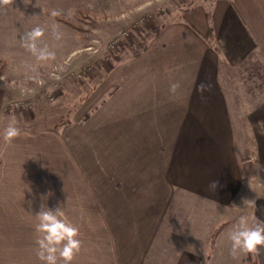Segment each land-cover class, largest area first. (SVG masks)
<instances>
[{
    "label": "crops",
    "instance_id": "0c3cea01",
    "mask_svg": "<svg viewBox=\"0 0 264 264\" xmlns=\"http://www.w3.org/2000/svg\"><path fill=\"white\" fill-rule=\"evenodd\" d=\"M75 7L76 0H13L0 6V39H21L40 26L42 39L62 40L64 23L49 13L62 16ZM207 12L203 5L189 9L108 76L100 94L115 88L110 117L143 120L140 127L76 128L74 118L62 130H21L4 142L0 264H41L35 215L42 203L61 206L63 218L79 229L82 246L71 264L235 261L224 243L231 248L228 233L245 216L236 202L245 177L231 105L244 115L252 163L264 180V95H258L264 87V0H214ZM173 83L180 85L174 93ZM214 180L216 191L209 188ZM178 187L200 207L188 209L182 201L183 212L170 214ZM261 189L263 195L249 189L250 225L264 222ZM227 221L212 249L213 231ZM256 256L264 264V248Z\"/></svg>",
    "mask_w": 264,
    "mask_h": 264
},
{
    "label": "rangeland",
    "instance_id": "374dc122",
    "mask_svg": "<svg viewBox=\"0 0 264 264\" xmlns=\"http://www.w3.org/2000/svg\"><path fill=\"white\" fill-rule=\"evenodd\" d=\"M142 1L76 0L74 9H65L61 14L81 28L75 30L64 24L61 25L65 29V32L62 30L64 39L39 41L40 47L46 46L54 53L52 58L42 62L22 46L21 39H0V148L4 144L3 130L12 123L20 130L32 132L43 128L62 130L71 125L74 118L76 128L86 129L94 126L107 130L125 126L136 129L143 124V120L135 118L110 117L108 102L115 88L100 94L108 76L120 64L136 58L132 57L135 50L143 49L141 55L165 25L180 19L189 9L203 5L209 15L214 0ZM73 46L75 51L57 55L58 51L69 52ZM258 95H264V87ZM231 106L245 177L236 202L248 220L249 189L255 186L260 190L257 194L263 195L264 180L260 169L252 163L254 152L245 130L244 115L234 112L236 105ZM191 196L178 187L170 202V214L183 212L182 201L187 203L188 209H198L200 201ZM81 219L83 217H76V220ZM230 222H224L227 223L224 228ZM229 245L224 243L225 255L230 253ZM210 246L215 248L211 243ZM246 255L240 253L229 264H248Z\"/></svg>",
    "mask_w": 264,
    "mask_h": 264
},
{
    "label": "clouds",
    "instance_id": "9594fccd",
    "mask_svg": "<svg viewBox=\"0 0 264 264\" xmlns=\"http://www.w3.org/2000/svg\"><path fill=\"white\" fill-rule=\"evenodd\" d=\"M11 3L13 0H0V6ZM57 14L55 11L52 12L53 16ZM44 35L45 29L37 26L26 32L21 38L22 46L36 56L39 61L48 60L54 56V53L49 51L46 46H39L38 42ZM53 35L57 39L61 35L56 25H53ZM179 87L178 83H173L170 86V91L174 93ZM206 87L201 84L198 90L203 91ZM20 134V128L12 123L4 128L2 136L5 143H10ZM219 186L218 180L211 181L209 184V188L213 191H216ZM51 195L52 193L49 191L47 194H41L40 198L46 201ZM28 205L31 208L32 201H28ZM35 216L38 220L35 226V231L38 234L36 256L41 264H60V261H63V264H71L82 246V241L78 238L80 235L78 227L63 218L64 213L61 206H57L53 210L42 203L41 210ZM228 239L231 242L230 255L233 258L240 253L259 255L260 249L264 248V222L250 225L245 218L241 217L228 233Z\"/></svg>",
    "mask_w": 264,
    "mask_h": 264
},
{
    "label": "trees",
    "instance_id": "16d2710c",
    "mask_svg": "<svg viewBox=\"0 0 264 264\" xmlns=\"http://www.w3.org/2000/svg\"><path fill=\"white\" fill-rule=\"evenodd\" d=\"M49 16L59 22H62L66 25H68L69 27L73 28V29H80V25H78L76 22L72 21V20H69L59 14L53 16L52 15V12L49 13ZM159 29H157L156 32H158ZM208 38L210 39V42H213V37H212V34L209 33L208 35ZM144 47V46H143ZM143 51L142 50H135L134 53L132 54V57H137L140 55V53ZM254 65H251V67H253ZM227 223H223L221 224L219 227H217L212 235V242H211V245H215V242L219 236V234L222 232L224 226L226 225ZM248 264H259V261L256 259L255 255L253 254H249V261H248Z\"/></svg>",
    "mask_w": 264,
    "mask_h": 264
}]
</instances>
